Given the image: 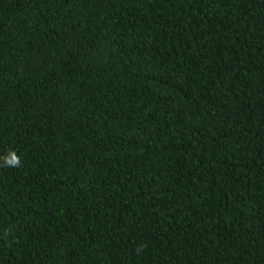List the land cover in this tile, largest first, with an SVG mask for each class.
Instances as JSON below:
<instances>
[{"label": "trees", "instance_id": "obj_1", "mask_svg": "<svg viewBox=\"0 0 264 264\" xmlns=\"http://www.w3.org/2000/svg\"><path fill=\"white\" fill-rule=\"evenodd\" d=\"M9 150L0 264H264V0H0Z\"/></svg>", "mask_w": 264, "mask_h": 264}, {"label": "clouds", "instance_id": "obj_2", "mask_svg": "<svg viewBox=\"0 0 264 264\" xmlns=\"http://www.w3.org/2000/svg\"><path fill=\"white\" fill-rule=\"evenodd\" d=\"M0 160L3 161L0 167L18 168L21 165L20 157L12 150H9L6 156L0 157Z\"/></svg>", "mask_w": 264, "mask_h": 264}]
</instances>
